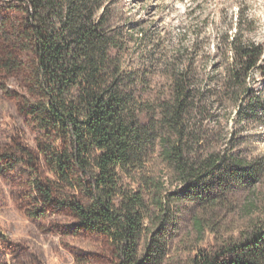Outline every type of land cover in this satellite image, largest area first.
Instances as JSON below:
<instances>
[{
	"label": "trees",
	"instance_id": "1",
	"mask_svg": "<svg viewBox=\"0 0 264 264\" xmlns=\"http://www.w3.org/2000/svg\"><path fill=\"white\" fill-rule=\"evenodd\" d=\"M5 3L0 81L20 79L11 95L36 147L4 159L39 177L40 198L107 235L118 264H264V156L246 153L239 134L264 124L256 19L242 11L220 32L222 69L202 75L154 64L123 0Z\"/></svg>",
	"mask_w": 264,
	"mask_h": 264
},
{
	"label": "rangeland",
	"instance_id": "2",
	"mask_svg": "<svg viewBox=\"0 0 264 264\" xmlns=\"http://www.w3.org/2000/svg\"><path fill=\"white\" fill-rule=\"evenodd\" d=\"M8 1L0 0V24ZM123 1L127 16L137 23V36L144 30L142 42L154 64H196L202 75L221 70L219 34L229 30L242 11L256 19L251 35L264 44V0ZM5 78L0 81V264H118L107 235L83 226L69 206L47 204L35 189L39 177L27 166L11 167L4 159L16 147H36L33 124L11 95L22 90L20 79ZM157 81L156 91H163L166 77ZM221 116L232 136L240 127L233 110H222ZM241 132L246 153L264 156V124H246ZM180 227L187 232L189 221L181 220Z\"/></svg>",
	"mask_w": 264,
	"mask_h": 264
}]
</instances>
